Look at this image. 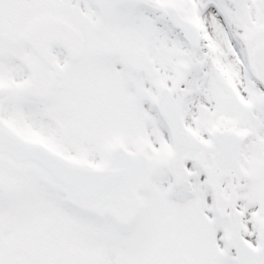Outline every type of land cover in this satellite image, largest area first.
I'll use <instances>...</instances> for the list:
<instances>
[{
  "label": "snow or ice",
  "instance_id": "snow-or-ice-1",
  "mask_svg": "<svg viewBox=\"0 0 264 264\" xmlns=\"http://www.w3.org/2000/svg\"><path fill=\"white\" fill-rule=\"evenodd\" d=\"M0 264H264V0H0Z\"/></svg>",
  "mask_w": 264,
  "mask_h": 264
}]
</instances>
